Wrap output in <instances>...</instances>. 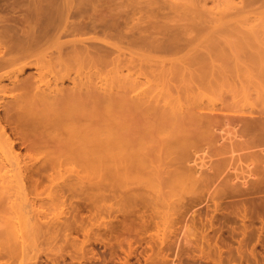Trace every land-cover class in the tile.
<instances>
[{
  "label": "bare ground",
  "instance_id": "1",
  "mask_svg": "<svg viewBox=\"0 0 264 264\" xmlns=\"http://www.w3.org/2000/svg\"><path fill=\"white\" fill-rule=\"evenodd\" d=\"M184 1L165 0L158 7V0H0V171L18 165L17 174H11L14 178L10 176L12 180L0 186V208L6 207L12 213L30 209L47 216L48 209L68 204L60 194H50L48 207L43 199L38 204L42 208L37 206L41 197L34 194L36 198H31L30 187L24 182L28 169L21 165V152L16 153L18 141L12 138L8 126L24 146L33 149L42 144L53 149L54 155L48 151L45 167L61 172L75 162L94 169L96 173L91 172L97 177H92L89 188L97 191L92 192L95 197L110 202L147 203L163 228L180 208L186 191L197 194L206 190L213 200L211 185L216 181L223 186L230 182V186L238 185L240 175L236 171L242 169L244 160L248 164L242 169L246 173L241 176L243 186L258 174L263 176V83H239L238 88L233 85L227 96L215 102L204 99V94L216 86L213 79L202 77L208 71L214 74L209 69L216 70L215 75L220 69L222 75V66L234 59L245 62L244 69L256 77L250 66H259L254 65L255 61L264 62V44L256 42L261 38L250 33L240 36L236 44L217 41L192 47L189 39L181 40L179 35L189 30L190 23L210 22L193 19L206 17L210 11L217 16H213V22L224 25L234 24L243 15L257 18L264 0H211L215 3L212 10L207 7L210 0ZM173 17L187 22L174 24ZM175 54L181 57L174 62L167 58ZM240 58H249L251 62ZM201 60L204 61L199 63ZM169 61L190 66L197 62L199 68L200 64L208 66L201 67L208 71L197 74L202 78L197 79L198 83L196 80L197 84L192 83L195 87H187L186 93L190 91L191 95L186 97L185 89L174 85L176 81L171 83L174 71L171 73ZM186 66L187 70L191 68ZM32 67L37 75L24 76ZM209 73L205 76L210 77ZM191 75L189 80L194 81ZM6 80L8 84H4ZM251 100L252 109L244 110L246 105L241 104ZM233 172L235 176L230 177ZM78 175L76 178L82 184L84 176ZM4 177L8 178L7 174ZM38 182L32 184L35 190ZM7 217L5 223H0V264H27L30 253L41 246V235L43 239L56 237L55 229L48 223L40 227L37 220H29L30 224L23 226L21 216L17 221V216ZM92 229L86 230V236L90 237ZM69 236L67 233L66 237Z\"/></svg>",
  "mask_w": 264,
  "mask_h": 264
},
{
  "label": "rangeland",
  "instance_id": "2",
  "mask_svg": "<svg viewBox=\"0 0 264 264\" xmlns=\"http://www.w3.org/2000/svg\"><path fill=\"white\" fill-rule=\"evenodd\" d=\"M164 1L162 0L161 2V0H158V7L163 5ZM178 1L169 0L170 3H176ZM185 1L190 2V0ZM212 1L210 0V2H208L207 4V7H209L210 10L213 9L215 4ZM236 1L238 2L239 0ZM156 4L157 3H155V5ZM155 7H157V5ZM221 7L225 8V5H222ZM215 11L218 12L217 9H215ZM215 11L213 12L216 13ZM3 12L5 13L7 11ZM213 16L217 17L216 14L213 15L210 11L206 14V17H198L196 19L193 18L198 22H210H206V24L203 23V25L202 23L198 25L190 23V26L187 25V29L189 28V30H185L184 34L180 33V39H189V41H191L192 43H190V46L192 47L197 45L205 46L213 44L217 41H219L220 43L223 42L227 44H232L233 42L234 44L235 42H239L241 40L240 36L244 37V34L248 35L251 33V35H259V38H261L256 41L257 43L264 44V8L262 9V13L259 17L255 18V16H253V19L252 17L248 19V17L245 18L246 15H243L245 17L242 16L241 19L236 18L238 19V21L235 19L237 21L234 22L235 25L233 24V22H231V25L229 24L230 26L228 25V23L224 25V23L219 24L213 22ZM218 18L220 17L218 16ZM171 20L174 22V24H176L175 22L180 21L179 25H182L187 22L186 19H182L179 17H173ZM223 20L221 19V21ZM242 21L245 23H242ZM248 30H250L251 32ZM189 48L190 47L188 46V50ZM183 53L184 52L180 54L183 56L185 54ZM160 54L158 53V55ZM180 54L171 55L172 57L170 55H167V58H171L172 62H174L175 58L177 60L178 57H181ZM261 57L264 56L261 55ZM248 59L240 58V60L245 61ZM203 61L204 60H201L199 61V63H202ZM236 61L237 62H235V59L226 61L229 65H227L228 67L226 65H224L225 67L222 66V68H224L223 70L221 68L223 72L222 75H220V69H217V72L220 71L219 73L216 72L218 76L215 75L214 71L216 70L209 69L214 74H210L208 70H203L205 72L208 71L206 74L208 76L209 73V76L211 78L205 76L206 74L202 75L205 73L201 70V67L204 66V64H200L201 66L199 65V68L197 62L195 63V65H193V62L192 66H190L191 64L189 65L186 62V65L191 67L188 69L189 71L187 70V66L183 62H178L180 64L179 65L177 64V61L175 62L176 64L169 61L172 65H167L172 66L171 73L174 71L172 73V76L174 77L171 76L173 78V81L171 83L176 81L175 83H173L174 85H177L181 89H185L184 93L186 94V97L190 92L188 91L186 93L187 87H195V85L198 83L197 79H200L203 76L204 79H213L212 83H214V85L216 86L211 89L212 91L209 90L207 92L205 91L206 93L204 92V99H206V101L215 100V102H217V99L219 100L220 98L227 96V91L229 89L232 90L233 85H237L236 88L240 86L239 83L241 85H246L247 83H249L250 86L259 85L261 83H263L262 85H264V64H262L264 63L263 61H255L254 65L259 66L262 62L260 67H253V65L250 66L251 68H253V72L250 69L252 74L256 72L254 73L256 74V77L255 75L253 77L248 70L247 72L246 69H244L245 62L242 61L244 63L243 64L241 61L238 62V59ZM248 61L246 62H248L249 64L251 61L250 59ZM256 62H259V64ZM182 63L184 64V70L181 67ZM248 64H246V67H248ZM206 66H204V68H206ZM180 67L181 70L178 69ZM198 68L200 69L199 71L196 70ZM227 69L229 70L226 71ZM186 70L188 71L187 73ZM191 71L195 72V74L194 72L193 74L195 75V77H197L196 79H194L195 77L191 75ZM200 71H202L203 73H201ZM35 72V68H28L24 76H28L30 74L37 75ZM175 73L177 77H175ZM188 73L191 75V78L193 77L194 81H191L192 79L189 80L190 76H188ZM197 74H201L202 77L198 76ZM223 74L226 76H224ZM230 74L233 75V77H230ZM214 75L217 77H215ZM181 78L183 80L186 79L187 81H183ZM215 78H217V80ZM193 82L196 84L193 85ZM220 82L222 83V85ZM8 83V80L4 81V84ZM223 87L226 89H224ZM186 97L185 95L183 96V98ZM186 101L187 98L186 100H184V102ZM253 103L254 102H252L251 100L249 102L246 101L241 105L243 107L245 105L246 107L249 106L247 107L249 109H247L246 107L244 109L248 111L252 109ZM2 113L4 114L3 109H1V114ZM12 131L13 130L11 126H8V132L12 133V138H15V140L17 139L18 141V148L16 153L19 152L18 154H20L21 152V154L19 155V157L21 156L20 160L23 161L21 165L23 167L25 165L28 169V174L26 172L24 182L28 184V188L30 187L28 191L31 194V198H36L35 195H39L41 197V199L39 198L41 201L39 199V201L37 200V206L41 207V204H38L42 203L43 200H45L43 202L45 204L44 206L47 205L46 207H48V196L50 194L55 196H57L56 194H60L62 201H66L65 205L66 203H68L66 205L67 207H56V209L55 206H51V210L48 209L49 216H46L47 213L42 214V212H36L30 209H27L25 211L13 210L14 215H12V210L9 209V211L6 207L0 208V223H5L7 216H17L16 218L18 219H15V221L20 220L21 216L23 218V222L21 218V223H24L23 226H25V224L26 226H28V224H30L29 220L31 221V223L37 220V224L40 225V227L42 226V223L43 227L44 224L48 223L47 225L51 226L52 229L54 228L56 231V237H52V239L54 238L55 240H52L51 238L43 239L42 235L41 237H39L38 242L41 246L36 249V252L35 250H33V254L32 252L30 253L31 258L33 256V259L31 260L30 258L27 264H264V174L263 176L261 174H258L256 178H252L253 180L251 179V181L249 180V185L243 186V180L241 176L243 174L246 175V173H244L243 171L245 170L244 166L248 164V162H246L245 160L244 162H242L243 166L241 165L242 169L244 170L241 169L236 171L237 173H239L238 175H240L239 178L236 180L238 185L233 183L230 186V183H232L230 182L229 185L223 186L222 182L219 181V183L218 181H216V183L211 185L212 191L210 193L213 196L212 198H214L213 200L209 198L210 194H208L206 190L205 192L204 190H200L201 192H196L197 194H195V192L186 191V196L184 194L185 198L181 201L182 204H184H181L182 206L178 205V207L180 208H177L175 210L176 212L172 215V220L170 219V224H168V226L166 224V226H164L163 228V225L161 226L159 224L161 220L159 221L156 219L158 215L157 217L155 216L156 213L153 212L152 206H147V203H145L144 205V202L141 201L128 203H125L123 201V203L117 200V202H114V200H112L113 202H110V200H103L101 198L95 197L93 194L97 191H91V189L89 188L90 181H93V178L97 177L95 175L96 172L94 169L90 170L92 169L90 168L89 171L87 167H84V165L82 166L79 163L75 162L68 164L67 167H63V170L61 169V172H58L59 169H56V172V170H53L52 167L47 168V166L45 167L47 159L46 157L49 152L50 154L54 155V151L52 152L53 149H51V147L45 148L47 146L44 145L43 147V145L40 143H38L37 145L40 144L42 148L40 146H36L33 149H30L27 145L24 146L22 141H19L20 139L19 137H17V134ZM30 138L35 139L37 137L31 136ZM40 148L42 151L39 152ZM28 156L30 157V159L28 158ZM25 161L27 162L26 164ZM17 167L18 165L14 164L13 167L9 166L8 168H4L0 171V174H2L0 178L4 177L5 174H7L8 176V178H2L3 180L0 179V186L2 185V183H5L14 178L12 176L14 174H17ZM87 170L89 171L88 173ZM91 171L95 172L93 173L94 175ZM67 172L69 173L70 177ZM57 173H60V175H56ZM75 173H77V176H74ZM79 173L81 174L80 177L84 176V179L82 178L84 180L82 184L81 182H79L80 178L77 179ZM89 174L92 175L90 176ZM63 175H65L66 177H64ZM234 176L235 173H231L230 177ZM38 180L40 182H38ZM35 182L39 183V185L37 184V190L39 191L35 190L36 188H34V185L32 186V184H34ZM78 183L79 185H81L80 187H77ZM73 188L77 190L74 191ZM71 197L72 199L70 200ZM14 198L16 199L17 197L14 196ZM55 212L57 213V215L55 214ZM17 214L20 216H18ZM21 214H23V216ZM54 215L57 217V220ZM42 218L45 221H43ZM26 222H28V224ZM64 222H67L68 224ZM157 223L160 225V227L159 225L157 226ZM47 225H45L46 228L48 227ZM67 225L69 226L67 227ZM80 226H83L84 228ZM89 228H93L91 230L92 232H90V237L86 236L85 234L86 230H89ZM47 229H49V227ZM67 233L70 235V238L66 237ZM182 235L183 239L181 238ZM86 237L90 240H88ZM178 239L179 241H182L179 242ZM78 250L81 252L79 253ZM34 252L36 253V255L38 253V258L36 259V255L34 254Z\"/></svg>",
  "mask_w": 264,
  "mask_h": 264
}]
</instances>
